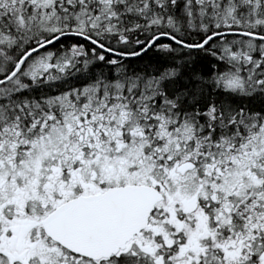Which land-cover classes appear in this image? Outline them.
<instances>
[{"label": "snow or ice", "instance_id": "6c2138e0", "mask_svg": "<svg viewBox=\"0 0 264 264\" xmlns=\"http://www.w3.org/2000/svg\"><path fill=\"white\" fill-rule=\"evenodd\" d=\"M0 264H264V0H0Z\"/></svg>", "mask_w": 264, "mask_h": 264}]
</instances>
